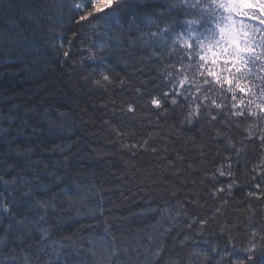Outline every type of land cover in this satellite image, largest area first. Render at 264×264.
Returning <instances> with one entry per match:
<instances>
[{"label": "trees", "instance_id": "obj_1", "mask_svg": "<svg viewBox=\"0 0 264 264\" xmlns=\"http://www.w3.org/2000/svg\"><path fill=\"white\" fill-rule=\"evenodd\" d=\"M73 2L0 0V56L8 57L0 59V128L8 129L0 139V175L11 180L17 176L18 169L8 165L24 166L29 160L38 161L31 167L45 183L54 178L49 173H54L68 184H81L92 192L83 204L69 206L65 202L62 205L64 211L49 212L47 220L39 225L51 228L49 236L42 239L40 233L34 231L33 238L22 248L18 247L17 253L21 257L34 258L43 246L48 254H40L39 264L45 261L57 264L56 255L51 251L55 246L64 252L65 257L75 261V255L69 257L61 245H83L86 249L90 242H95L99 247L106 228L115 238L121 264L126 258L124 249L131 253L137 241L146 244L148 235L158 237V232L168 227L172 232L164 237L166 249L161 253L158 264H165L169 256L179 258L180 264H196L194 259H188L189 253L207 250L213 243L218 246H232L234 243L239 249L246 243L244 237L240 235L229 243L227 236L220 232L219 225L227 223L235 233L231 226L242 223L247 215L245 192L252 183L250 169L260 157L259 149L246 160L244 155L250 154L251 150L246 149L247 143L244 146L239 164L234 163L241 191L232 196L221 194L229 203L222 205V212L205 227L202 235L196 231L198 225H194L192 230L186 228L188 217L182 216V221L176 217L174 223L165 218L162 225L158 223L160 208L174 209L178 200L187 205L185 197L192 193H196L200 204L205 206L188 205L189 216H211L214 209L221 206L220 200L206 195L212 182H201V172L193 174L195 186L182 184L168 173L164 176L171 185L159 183V165L162 163L159 157L175 159L179 153L200 159L196 145H203L206 153L202 158L203 172H212L233 150L227 147L225 140H214L207 124L191 128L181 126V108L170 109L165 116L158 115L154 109L139 107L147 100L149 92L159 94L162 90L160 71L164 66L163 54L158 55L162 56L159 59L149 58L150 52L128 44V40L135 37H129L126 29L122 30L112 22L104 26L101 22V29L99 27L97 31L90 25L76 23ZM7 20L13 23L23 20L21 27L27 40L18 41L13 30L8 37L9 44L4 46L2 37L8 35L10 27L4 22ZM33 40L36 41L34 45ZM61 45L70 51L69 57L62 56ZM89 48L96 54L95 59L88 58ZM102 69L112 77L113 84L97 88L92 81L101 79L99 72ZM121 79L126 82L123 87L119 84ZM137 88L145 91L143 98L136 94ZM134 101L138 102L135 117L121 111L127 103ZM29 110H34L35 114ZM45 111L51 115L41 119ZM9 116L14 119L8 120ZM49 120L66 130L53 133ZM105 121L130 132V135L118 140ZM235 131L232 128L227 130V134L233 142H238L241 137ZM149 134L150 145L160 150L158 154L140 150L133 155L121 148L120 141L132 143L148 138ZM188 137H194L195 144L188 141ZM58 145L66 147L51 150ZM17 147L31 148L33 152L29 157L17 156ZM24 174L29 179L33 176L31 171ZM227 182L224 180L222 184ZM56 190L59 191L58 188ZM173 191L175 195H172ZM13 197L20 199L19 183L7 186L0 183V200L11 204ZM248 203L256 209L264 205V201L249 200ZM10 210L24 211V206H13ZM0 217L7 225L8 217L2 210ZM184 235H190L192 239L185 246H180L178 242ZM54 241L61 244L54 245ZM0 251L6 254V250ZM86 257L87 253L83 252L82 258Z\"/></svg>", "mask_w": 264, "mask_h": 264}, {"label": "snow or ice", "instance_id": "obj_2", "mask_svg": "<svg viewBox=\"0 0 264 264\" xmlns=\"http://www.w3.org/2000/svg\"><path fill=\"white\" fill-rule=\"evenodd\" d=\"M72 9L76 23L90 25L94 30L101 26V22H112L120 29H126L129 37H135L129 39L128 44L132 47L139 46L145 51L150 50L149 58L157 57L165 50L175 52L179 57L177 63L180 67L177 69L175 65L172 66L175 75L169 73L166 83L168 90H161L159 94L149 92L147 100L139 104V107L154 109L158 115L165 116L170 113V109L182 107L184 115L181 126L191 128L207 124L213 133L212 138L216 141L225 140L227 147L233 150L232 154L223 157L224 163L212 172H203L202 158L206 155L203 145H196L200 159L181 156L179 153L175 159L159 157L162 161L159 165V183L171 185V181L164 176V173H168L182 184L191 183L195 186L193 174L201 172V182H212L206 195L220 200L221 206H217L211 216H189L188 205L205 206L200 204L197 194L192 193L190 197H185L187 205L178 200L179 207L173 211L160 208L158 223L162 225L165 218L174 223L176 217H188L186 228L192 230L194 225H198L196 231L202 235L205 227L222 212V205L229 203L221 194L231 196L233 189L240 186L234 175L233 155L239 164L246 143L258 145L260 158L250 169L252 183L245 192L247 215L242 223L231 226L235 233L227 223L219 225L220 232L227 236L229 243L240 235L246 243L239 249L232 243L231 250L227 246L213 243L207 250L189 253L188 259H194L196 264H264V205L256 209L248 203L249 200L264 201V0H74ZM4 22L10 26L8 35L2 37L4 46L9 44L8 37L13 30L18 41L27 40L25 30L21 27L23 20L20 23H13L11 20ZM35 43L33 40L32 45ZM61 48L63 49V45ZM87 51L89 59L96 58L91 48ZM62 56L69 57L70 51L63 49ZM7 58L6 55L0 56V59ZM99 75L100 80L92 81L95 87L106 88L113 84L112 77L105 70H100ZM125 83L123 79L119 81L121 87ZM135 92L141 98L145 95L141 88L135 89ZM137 106L138 102L135 101L127 103L121 111L135 117ZM29 111L35 114L34 110ZM50 115V112L45 111L41 119ZM58 115L62 116L63 113ZM13 119L12 116L8 117V120ZM105 123L109 124L110 131L115 133L118 140L130 135V132L112 125L110 121ZM48 124L53 133L66 130L51 120ZM232 128L242 133V138L237 142L241 147H237V143L227 134V130ZM7 131L8 129L0 128V132ZM150 139L151 134L136 142L120 141V144L123 150L133 155L140 150L158 154L160 150L150 145ZM187 140L195 144L194 137H188ZM64 147L66 146L58 145L51 150L57 151ZM15 151L17 156L29 157L33 149L17 147ZM33 163L38 161L29 160L24 166L8 165L18 169L17 176L11 180H5L0 175V183L6 186L19 183L20 191L19 201L16 197H13L11 204L0 200V210L8 217L7 225L0 217V233H3L0 235V249L6 250V254L0 251V264H21V259L23 264H39L40 254L47 255V248L42 246L38 249L34 258L21 257L16 249L22 248L32 239L34 231L39 232L42 239L49 236L50 227H39L41 222L47 220L49 212L64 211L62 205L65 202L69 206L83 204L92 195L87 186L68 184L63 177L55 176L54 173H49L54 178L45 183L31 167ZM28 171L33 172L31 179L24 174ZM220 177L227 178L228 182L220 183ZM172 195H175V191ZM73 196L76 198L73 199ZM21 204L24 211L10 210ZM171 232V227L163 228L158 232V237L148 235V243L137 241L131 253L124 249L126 258L122 264H158L161 253L166 249L164 237ZM191 239L190 235H184L178 243L185 246ZM172 240L176 242L174 236ZM53 244L61 242L54 241ZM61 247L67 250L69 257L74 254L76 260L65 257L63 251H58L53 246L51 251L56 255L57 264H121L115 238L107 228L99 247L95 242H90L86 249L83 245L62 244ZM238 251L243 255H237ZM83 252L87 253L86 258H82ZM44 264L51 262L45 261ZM165 264H180V260L169 256Z\"/></svg>", "mask_w": 264, "mask_h": 264}, {"label": "bare ground", "instance_id": "obj_3", "mask_svg": "<svg viewBox=\"0 0 264 264\" xmlns=\"http://www.w3.org/2000/svg\"><path fill=\"white\" fill-rule=\"evenodd\" d=\"M102 25L104 26V25H107V23H104V22H102ZM101 25V26H102ZM101 26H100V29H101ZM94 31H97V29H95ZM140 49L144 52V49L143 48H141L140 47ZM148 52H150V50L148 51ZM162 54H163V60H164V66L162 67V70L160 71V77H161V80H162V90H164V91H167L168 89H167V87H166V83H167V81H168V79H169V73H172L173 75H175V72L173 71V65H175V67L178 69L179 67H180V65L177 63V60H178V55L175 53V52H173V53H169L167 50H165V51H163V52H161ZM161 53H160V55H161ZM180 55H182V54H180ZM155 58H157V59H159V58H162V56H157V57H155ZM177 108H181V109H183L182 107H177ZM183 111H184V109H183ZM183 111H181V113L184 115V112ZM236 131V133H237V136H240L241 138H242V133H241V131L240 130H238V129H235ZM6 135V133L5 132H0V139L1 138H3L4 136ZM240 139H238V141H239ZM234 143H237V142H234ZM248 145H246L245 147H246V149H248V150H251L250 151V154H248V152L244 155V157H245V159L246 160H248V159H250V158H252V155L253 154H251L252 152H254V151H256V150H258L259 149V147H258V145L257 144H253V143H247ZM237 147H241V145L239 144V143H237ZM260 158V157H259ZM258 158V159H259ZM244 159V158H243ZM242 159V160H243ZM233 160H234V157H233V159H232V164H233V168H234V163H237L236 161L235 162H233ZM224 163V162H223ZM244 164H245V162H243ZM220 165V164H219ZM245 169H247V168H245ZM235 173H236V171H235ZM234 173V175H236ZM224 180H228L227 178H225V177H220L219 178V182L220 183H222V182H224ZM236 191H241V189L240 188H238V187H236V188H234L233 189V192H232V195H234V193L236 192ZM231 195V196H232ZM179 206L176 204L175 205V208H178ZM168 210L170 211V210H173V209H170V207H168ZM178 219H179V221H182V216H179L178 217ZM228 248H229V250H231V245H229V246H227ZM238 248H240V247H238ZM239 252V251H238ZM236 253L237 255H243V253L242 252H239V253Z\"/></svg>", "mask_w": 264, "mask_h": 264}]
</instances>
